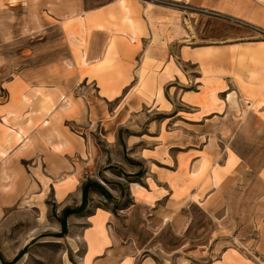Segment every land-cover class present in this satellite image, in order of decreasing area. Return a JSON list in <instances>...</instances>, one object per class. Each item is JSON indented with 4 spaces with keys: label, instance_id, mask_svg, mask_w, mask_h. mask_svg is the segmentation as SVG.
<instances>
[{
    "label": "crops",
    "instance_id": "1",
    "mask_svg": "<svg viewBox=\"0 0 264 264\" xmlns=\"http://www.w3.org/2000/svg\"><path fill=\"white\" fill-rule=\"evenodd\" d=\"M189 1L192 6L205 5V0ZM223 4V10L208 4L205 9L239 20L253 32L264 31V0H223ZM139 6L146 9L138 0L137 6L131 0L0 3V92L6 93L0 102V224L20 204L37 197L42 185L65 191L60 195L65 200L101 167L102 151L93 135L74 132L70 126L100 122L104 114L116 119L114 114H134L136 104L168 103L164 87L172 80L166 79V49L151 47L145 15L141 24L133 17L127 20L122 9L131 14ZM134 28L142 32L141 47L131 50L123 39L135 46ZM90 84L96 95L90 93ZM141 89L143 93L134 94ZM118 100L121 105L109 111L107 105ZM108 126L106 138L115 142L116 128ZM204 151L209 152L190 150ZM256 153L253 173L245 172L234 182L239 192L233 200L225 195L220 199L209 190L199 196L200 190L192 188L187 200H174L172 192L155 198L154 192L146 191L133 195L124 225L110 210L98 208L85 216L84 224L89 221L91 227L78 234L86 248L84 260L124 264L141 253L204 248V237L216 230L214 220L235 234L239 246L253 249L254 258L238 247H226L208 264H264V161L262 149ZM234 157L249 168L244 157ZM201 161L198 155L191 157L190 169L196 168L192 176L200 173ZM226 162L218 165V175L225 176ZM79 195L82 200V191Z\"/></svg>",
    "mask_w": 264,
    "mask_h": 264
},
{
    "label": "rangeland",
    "instance_id": "2",
    "mask_svg": "<svg viewBox=\"0 0 264 264\" xmlns=\"http://www.w3.org/2000/svg\"><path fill=\"white\" fill-rule=\"evenodd\" d=\"M131 1L137 6V0ZM138 1L145 3V10L139 6L130 14L122 9L127 20L133 17L141 24L145 15L152 31L151 47L166 49V79L172 80L164 87L168 103L136 104L134 114H114L117 119L104 114L100 122L70 126L74 132L93 135L102 151L101 167L65 200L60 198L65 191L42 185L37 197L20 204L0 224V264H92L84 260L86 248L78 234L91 227L83 218L98 208L114 212L124 225L136 193L152 191L156 198L172 192L174 200H187L192 188L200 190L199 196L209 190L220 199L225 195L233 200L239 192L234 182L255 170L256 151L262 149L264 161V31L253 32L239 20L214 16L205 9L208 4L223 10V0H205L203 8L189 0ZM134 29L135 46L123 39L131 50L141 47L142 32ZM88 88L96 95L92 84ZM5 98L6 93L0 92V102ZM120 105L118 100L107 108ZM109 124L116 128L115 142L106 138ZM197 155L202 159L200 173L192 176L196 168L190 169V160ZM234 155L244 157L249 168L244 169ZM226 160L225 176L218 175V165ZM84 188L86 197L79 200ZM211 223L216 230L209 238L203 236L204 248L141 253L124 264H208L213 257L219 259L226 247H238L254 258V250L239 246L234 233H227L217 221Z\"/></svg>",
    "mask_w": 264,
    "mask_h": 264
},
{
    "label": "trees",
    "instance_id": "3",
    "mask_svg": "<svg viewBox=\"0 0 264 264\" xmlns=\"http://www.w3.org/2000/svg\"><path fill=\"white\" fill-rule=\"evenodd\" d=\"M82 197H83V199L86 197V190H85V188L83 189ZM78 211H81V208ZM78 211H77V213H78Z\"/></svg>",
    "mask_w": 264,
    "mask_h": 264
}]
</instances>
